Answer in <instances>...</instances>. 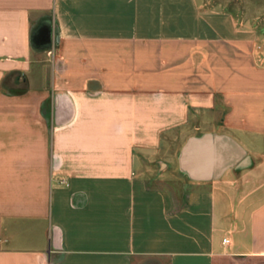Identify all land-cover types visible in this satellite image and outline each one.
Instances as JSON below:
<instances>
[{
    "label": "crops",
    "instance_id": "0c3cea01",
    "mask_svg": "<svg viewBox=\"0 0 264 264\" xmlns=\"http://www.w3.org/2000/svg\"><path fill=\"white\" fill-rule=\"evenodd\" d=\"M256 37L203 0H0V264H264ZM208 135L244 163L193 177Z\"/></svg>",
    "mask_w": 264,
    "mask_h": 264
},
{
    "label": "water",
    "instance_id": "95a60500",
    "mask_svg": "<svg viewBox=\"0 0 264 264\" xmlns=\"http://www.w3.org/2000/svg\"><path fill=\"white\" fill-rule=\"evenodd\" d=\"M245 157L240 148L231 140L223 137L206 136L190 139L182 150V164L195 178L216 176L225 167L243 164Z\"/></svg>",
    "mask_w": 264,
    "mask_h": 264
},
{
    "label": "rangeland",
    "instance_id": "374dc122",
    "mask_svg": "<svg viewBox=\"0 0 264 264\" xmlns=\"http://www.w3.org/2000/svg\"><path fill=\"white\" fill-rule=\"evenodd\" d=\"M208 9L223 10L230 13L239 24L251 25L256 34L255 59L259 65L264 66V0H203ZM43 30L39 37H44ZM54 38L49 44L38 43L37 51L54 50ZM51 54V53H50ZM47 55L51 61L52 55ZM43 113H49V107L45 106ZM177 141L171 139L165 146L164 157L171 159L177 150ZM178 187V186H177Z\"/></svg>",
    "mask_w": 264,
    "mask_h": 264
},
{
    "label": "built area",
    "instance_id": "2783aa9c",
    "mask_svg": "<svg viewBox=\"0 0 264 264\" xmlns=\"http://www.w3.org/2000/svg\"><path fill=\"white\" fill-rule=\"evenodd\" d=\"M224 242H226V241H224Z\"/></svg>",
    "mask_w": 264,
    "mask_h": 264
}]
</instances>
